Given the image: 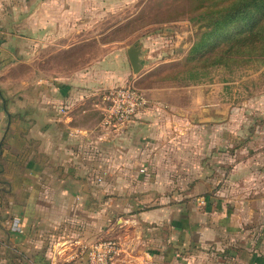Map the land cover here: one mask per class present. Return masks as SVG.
<instances>
[{"label": "crops", "instance_id": "crops-1", "mask_svg": "<svg viewBox=\"0 0 264 264\" xmlns=\"http://www.w3.org/2000/svg\"><path fill=\"white\" fill-rule=\"evenodd\" d=\"M123 1H2L0 264H87L106 238L120 244L114 264H264V224L164 200L151 110L122 131L103 126L105 90L130 69L110 72L109 57L91 76L59 71V53ZM258 159L264 178V148Z\"/></svg>", "mask_w": 264, "mask_h": 264}, {"label": "rangeland", "instance_id": "rangeland-1", "mask_svg": "<svg viewBox=\"0 0 264 264\" xmlns=\"http://www.w3.org/2000/svg\"><path fill=\"white\" fill-rule=\"evenodd\" d=\"M234 1L108 4L105 18L91 21L90 33L75 36V43L83 44L59 53L57 65L63 73L91 76L97 63L111 57L110 72L125 75V68L130 69V76L108 87L105 95L124 86H134L143 95L140 112L151 110L147 123L156 131L149 151L169 160L168 177L155 181L165 187L164 200L200 204L258 230L264 224V178L258 159L264 148V65L215 64L216 39L202 40L218 17L212 14L215 7ZM223 35L225 46L230 33ZM136 45L141 51L137 74L128 56ZM30 68L24 70L33 74Z\"/></svg>", "mask_w": 264, "mask_h": 264}, {"label": "trees", "instance_id": "trees-1", "mask_svg": "<svg viewBox=\"0 0 264 264\" xmlns=\"http://www.w3.org/2000/svg\"><path fill=\"white\" fill-rule=\"evenodd\" d=\"M225 1L212 0L211 4H223ZM212 14L218 17L202 40L207 36L216 39L215 64L230 67L258 62L264 65V0H235L230 5H217ZM227 31L230 38L224 46L226 42L221 39L225 38L223 34Z\"/></svg>", "mask_w": 264, "mask_h": 264}, {"label": "built area", "instance_id": "built-area-1", "mask_svg": "<svg viewBox=\"0 0 264 264\" xmlns=\"http://www.w3.org/2000/svg\"><path fill=\"white\" fill-rule=\"evenodd\" d=\"M0 0V7L2 5ZM107 108L103 126L122 131L138 116L145 104L143 95L134 86L117 87L105 95ZM120 252L116 239H98L86 248L87 264H114Z\"/></svg>", "mask_w": 264, "mask_h": 264}, {"label": "water", "instance_id": "water-1", "mask_svg": "<svg viewBox=\"0 0 264 264\" xmlns=\"http://www.w3.org/2000/svg\"><path fill=\"white\" fill-rule=\"evenodd\" d=\"M128 56L133 68V72L137 74L141 69V51L137 50V45L128 51Z\"/></svg>", "mask_w": 264, "mask_h": 264}]
</instances>
